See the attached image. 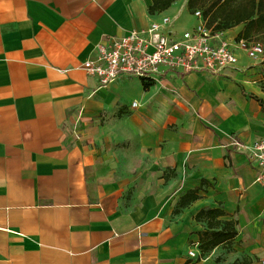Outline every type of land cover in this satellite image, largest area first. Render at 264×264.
<instances>
[{
  "label": "crops",
  "instance_id": "0c3cea01",
  "mask_svg": "<svg viewBox=\"0 0 264 264\" xmlns=\"http://www.w3.org/2000/svg\"><path fill=\"white\" fill-rule=\"evenodd\" d=\"M152 3L0 0V264H263L264 186L232 141L264 138V107L250 97L264 99V56L219 74L166 70L147 88L135 76L131 105L121 95L134 75L101 87L83 68L107 36L163 16L178 36L199 23L188 0L157 14ZM116 111V137L138 150L126 179L102 171L87 130H73ZM214 207L239 233L202 256L196 215Z\"/></svg>",
  "mask_w": 264,
  "mask_h": 264
},
{
  "label": "built area",
  "instance_id": "2783aa9c",
  "mask_svg": "<svg viewBox=\"0 0 264 264\" xmlns=\"http://www.w3.org/2000/svg\"><path fill=\"white\" fill-rule=\"evenodd\" d=\"M193 14L199 23L179 36L170 29L172 20L169 16L123 36H107L97 44L95 57L86 60L83 68L98 78L101 87H107L121 74L146 80H158L166 70L184 73L205 70L219 74L238 67L243 54L251 59L264 55L263 43L237 39V35H232L229 30L216 32L207 25L201 10ZM133 106L137 107L138 103L134 102ZM232 144L254 159L258 168L257 181L264 186V138L252 144L233 138ZM189 253L197 257L195 250Z\"/></svg>",
  "mask_w": 264,
  "mask_h": 264
},
{
  "label": "trees",
  "instance_id": "16d2710c",
  "mask_svg": "<svg viewBox=\"0 0 264 264\" xmlns=\"http://www.w3.org/2000/svg\"><path fill=\"white\" fill-rule=\"evenodd\" d=\"M149 7L152 14L162 13L170 8L178 0H152ZM188 8L194 13L201 10L207 25L214 31H226L236 27H242L237 39L260 41L264 36V0H188ZM262 43V42H261ZM144 86H150L151 81L143 78ZM250 97L260 102L264 107V99L251 94ZM207 182L203 180L202 185L191 189L181 196L178 207H187L200 197ZM226 211L221 207L202 209L196 215L198 221L206 222V228L199 232V248L204 256L215 247L222 244H231L238 235L237 221L224 218ZM234 264H243L236 261Z\"/></svg>",
  "mask_w": 264,
  "mask_h": 264
},
{
  "label": "rangeland",
  "instance_id": "374dc122",
  "mask_svg": "<svg viewBox=\"0 0 264 264\" xmlns=\"http://www.w3.org/2000/svg\"><path fill=\"white\" fill-rule=\"evenodd\" d=\"M180 1L184 2V0ZM191 14L193 13L191 12ZM193 20L196 22L197 18L193 17ZM238 28L241 29L242 27L240 26ZM260 41L264 45V36L260 39ZM263 56H260L258 59L254 60H259ZM262 64L264 65V61ZM262 70L264 73V66L262 67ZM140 93L141 80L134 75L131 78V82L123 89L121 101L127 105H131L134 99H139L141 97ZM128 114L131 113H127L126 115ZM115 117H121V113L116 111L115 113L111 112L103 114L101 116V120L98 121L96 126L90 123L83 127L81 123H76L74 124L73 130H75V132L78 134H80L84 128L87 130V138H91L90 145L98 156V166L100 169H102V171L104 170L107 175L116 179H126L131 177V175L135 174L136 172H133L130 169L131 155L132 153L138 152V150L132 145L131 140L122 139L120 136L116 137V128L114 122ZM136 159L138 158L136 157Z\"/></svg>",
  "mask_w": 264,
  "mask_h": 264
}]
</instances>
